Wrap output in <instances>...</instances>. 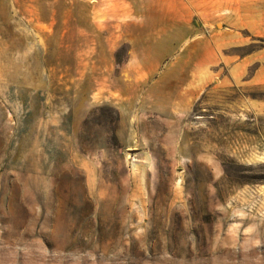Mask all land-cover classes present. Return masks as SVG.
Here are the masks:
<instances>
[{
	"label": "rangeland",
	"instance_id": "374dc122",
	"mask_svg": "<svg viewBox=\"0 0 264 264\" xmlns=\"http://www.w3.org/2000/svg\"><path fill=\"white\" fill-rule=\"evenodd\" d=\"M0 264H264V0H0Z\"/></svg>",
	"mask_w": 264,
	"mask_h": 264
},
{
	"label": "crops",
	"instance_id": "0c3cea01",
	"mask_svg": "<svg viewBox=\"0 0 264 264\" xmlns=\"http://www.w3.org/2000/svg\"><path fill=\"white\" fill-rule=\"evenodd\" d=\"M170 1H172V0H170ZM181 4H183V3L182 2H180L179 4L177 3L178 6L181 5ZM198 4L200 5L201 3L198 2Z\"/></svg>",
	"mask_w": 264,
	"mask_h": 264
}]
</instances>
